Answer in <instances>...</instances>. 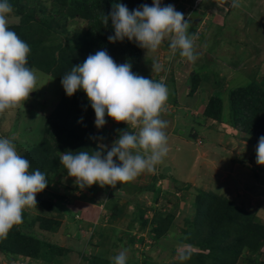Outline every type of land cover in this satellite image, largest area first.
<instances>
[{
    "label": "rangeland",
    "instance_id": "374dc122",
    "mask_svg": "<svg viewBox=\"0 0 264 264\" xmlns=\"http://www.w3.org/2000/svg\"><path fill=\"white\" fill-rule=\"evenodd\" d=\"M196 2L179 0L173 6L184 14ZM230 3L231 0L227 4L224 0H203L195 15H190L188 31L195 34L197 55L194 63L182 57L179 49L173 53L169 39L156 52L142 49L139 75L162 82L168 88L167 110L161 119L167 122L164 131L169 151L155 171H145L115 188L94 184L81 189L61 167L59 174L51 175L53 185L42 196L48 199L54 193L65 197L67 204L60 206L61 212L53 214L25 209L23 222L34 223L36 217L47 214L62 221L57 233H62V229L69 232L70 255L92 253L114 261L120 254L118 249H126V263L130 264H173L178 262V252H199V248L179 241L188 228L186 221L194 220L202 193L232 201L255 224L264 227V166L256 162L255 138L235 128L230 102L235 89L254 82L264 87V0H239L238 8L230 7ZM56 5H46V17L57 16ZM15 13L8 18V26L20 23L21 18ZM58 18L63 21L55 24L49 43L66 45L87 31L84 20L69 17L66 22L64 17ZM154 63L160 65L159 72L153 69ZM36 75L35 91L24 108L0 114V138L12 141L21 156L43 139L44 125L63 98L62 83L38 71ZM194 85L196 90L192 92ZM213 97L222 99L218 121L204 115ZM105 119V126L97 129L95 113L92 114L91 130L86 137L96 145L103 143L108 150L119 133L136 131L107 116ZM62 153L57 152L56 156L60 158ZM114 162L119 164L118 158ZM163 172L166 174L161 178ZM87 205L93 208L88 212L97 214L93 215L96 225L92 227L99 235L94 238L92 251L87 249L91 225L81 222L82 213L78 211ZM158 216L172 223L168 234L159 238L153 233V222L160 221ZM21 225L27 233H40L38 224L33 228ZM42 233L52 243L65 244L60 238L55 241L51 232ZM12 258L0 253V264H25L18 257ZM236 264H264V243L258 252L243 251Z\"/></svg>",
    "mask_w": 264,
    "mask_h": 264
},
{
    "label": "clouds",
    "instance_id": "9594fccd",
    "mask_svg": "<svg viewBox=\"0 0 264 264\" xmlns=\"http://www.w3.org/2000/svg\"><path fill=\"white\" fill-rule=\"evenodd\" d=\"M239 6V0H231L230 7ZM12 12L8 0H0V114L24 108L37 84L36 70L26 66L29 45L8 28ZM109 20L115 33L108 37L110 43L127 39L148 52H156L169 39L173 53L179 49L189 62L197 59L195 34L188 31L190 22L171 4L161 6V0H152L151 6L143 4L130 12L126 5L117 3L103 16L105 25ZM153 69L159 72L161 67L154 63ZM61 83L68 97L79 90L86 94L97 129L105 126L107 116L136 130L119 133L110 150L100 143L98 150L91 153H62L60 163L78 187L98 184L115 188L145 171L154 172L155 166L163 162L169 151L164 131L167 122L161 119L168 100L164 83L134 74L130 63L118 65L105 50L72 67ZM256 157L257 164L264 166V136L259 138ZM114 158H118L119 164ZM29 168L30 162L18 154L14 143L0 138V240L6 239L14 226L22 224L25 209L37 208L36 196L48 186L46 174L39 169L30 172ZM126 253V249L122 250L114 258L115 264H126ZM179 258L187 260L190 256L181 253Z\"/></svg>",
    "mask_w": 264,
    "mask_h": 264
},
{
    "label": "trees",
    "instance_id": "16d2710c",
    "mask_svg": "<svg viewBox=\"0 0 264 264\" xmlns=\"http://www.w3.org/2000/svg\"><path fill=\"white\" fill-rule=\"evenodd\" d=\"M174 1L179 0H161V6L174 5ZM202 2L203 0H197L194 6L196 9L192 12L194 15ZM8 3L13 12L21 18L18 25H10L8 28L30 47L26 65L28 68L45 76L49 75L61 83L62 77L68 74L72 67L82 64L89 55L105 50L118 65L128 62L132 65V72L139 75L142 48L127 39L110 43L108 37L114 36L115 33L111 20L105 25L103 16L108 15L117 3L126 5L131 12L143 4L151 6L152 0H46L45 4L39 0H8ZM49 3L57 4V16L46 17V5ZM194 7L188 9L192 11ZM58 16L64 17L66 22L70 18L84 20L87 22L86 33L66 45L49 43L55 24L63 21ZM194 90L196 85L193 86L192 92ZM230 100L235 128L255 138L258 145L259 138L264 136V87L254 82L235 89ZM222 110V99L213 97L204 115L208 119L218 121ZM92 114L94 111L82 90L68 97L63 89L61 103L44 125L45 136L43 135V139L22 156L30 162L29 171L39 169L46 174L48 182L46 189L36 196L37 208L30 209L53 214L61 212L60 206L67 204L63 196L51 193V198L46 199L42 195L53 185L51 175L59 174L60 168L64 167L56 156L57 152L76 153L87 150L91 153L98 150L97 145L86 137L91 130ZM200 197L194 220L186 221L188 230L182 232L183 237L179 241L182 245L199 248V252H178V257L183 253L190 258H179L178 262L173 264H236L246 249L254 253L261 249L264 243V227L255 224L248 213L232 201L215 194L202 193ZM158 218L159 223L153 222V233L159 238L168 234L172 223L159 216ZM22 224H28L31 228L38 224L40 235L25 232L21 224L14 226L7 238L0 240V253L4 256H13V260L18 257L19 261L25 264H53L54 258L69 251L50 242L42 233L57 232L62 221L46 214V217H36L34 223L25 221ZM83 259L87 264H115L108 258L90 254H84Z\"/></svg>",
    "mask_w": 264,
    "mask_h": 264
},
{
    "label": "crops",
    "instance_id": "0c3cea01",
    "mask_svg": "<svg viewBox=\"0 0 264 264\" xmlns=\"http://www.w3.org/2000/svg\"><path fill=\"white\" fill-rule=\"evenodd\" d=\"M166 163V162H165ZM164 163V164H165ZM168 164V163H167ZM163 166H165V165H163ZM166 167H170V165H166ZM165 174H166V172H163L162 174H161V178H163L164 176H165ZM89 205H87V207L86 208H84V209H80V210H78V211H81V216H80V219L82 220H80L81 222H83L84 224H86V225H91V227H89V230H91L92 229V231L90 232L91 233V237H89L87 240L89 241V243L87 242V246H88V248L87 249H89L90 251H92V248H93V244H95V237L97 236V235H99V234H96V232L95 231H93V227L92 226H94V225H96V223L93 221V219H94V216L93 215H95V216H97V214H96V211H92V212H88L89 210H91V209H93L92 207H91V205H90V207H88ZM88 210V211H87ZM89 223H91V224H89ZM62 225V224H61ZM63 230V232L62 233H57V232H54V233H51L52 235V238H54L55 239V241H58V239L60 238V240H62L63 242H65V244L64 245H62V243H60L59 241V243L57 244V245H59L60 247H62V248H64V249H68L69 251L68 252H63L64 253V255H58L56 258H54V260H53V264H58V262L57 261H59V260H61L60 262H59V264L61 263V264H87L86 262H85V260L83 259V256L84 255H70V254H72V251L68 248V240L70 239V237H69V232L67 233V230H65L64 231V229H62ZM59 231V230H58ZM100 237H102L101 235H100ZM103 238H105V237H103ZM102 239V238H101ZM92 241H94L92 244H91V242ZM97 244H98V242H97ZM122 250L121 249H118V253H120ZM91 255H93L92 253H91ZM93 256H97V257H102V258H104L103 256H101V255H93ZM106 257H107V255H105ZM62 262H65V263H62ZM40 264H47V263H41V262H39Z\"/></svg>",
    "mask_w": 264,
    "mask_h": 264
},
{
    "label": "built area",
    "instance_id": "2783aa9c",
    "mask_svg": "<svg viewBox=\"0 0 264 264\" xmlns=\"http://www.w3.org/2000/svg\"><path fill=\"white\" fill-rule=\"evenodd\" d=\"M196 7H194V9L192 11H190L189 9H186V12L184 13V17L186 20L189 21L190 15H193L194 13H192L193 11H195Z\"/></svg>",
    "mask_w": 264,
    "mask_h": 264
}]
</instances>
